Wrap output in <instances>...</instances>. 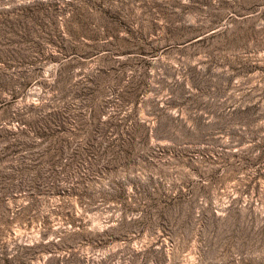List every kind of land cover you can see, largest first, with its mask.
<instances>
[{
	"label": "rangeland",
	"instance_id": "374dc122",
	"mask_svg": "<svg viewBox=\"0 0 264 264\" xmlns=\"http://www.w3.org/2000/svg\"><path fill=\"white\" fill-rule=\"evenodd\" d=\"M0 264H264V0H0Z\"/></svg>",
	"mask_w": 264,
	"mask_h": 264
},
{
	"label": "trees",
	"instance_id": "16d2710c",
	"mask_svg": "<svg viewBox=\"0 0 264 264\" xmlns=\"http://www.w3.org/2000/svg\"><path fill=\"white\" fill-rule=\"evenodd\" d=\"M40 4L38 2H31L29 3L28 5H24V6H21L19 8H16V9H21V10H28V9H34L35 7H38Z\"/></svg>",
	"mask_w": 264,
	"mask_h": 264
}]
</instances>
